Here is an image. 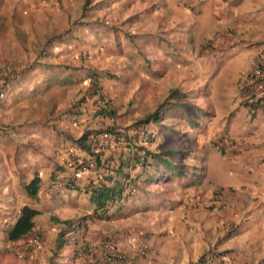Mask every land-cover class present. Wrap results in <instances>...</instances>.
<instances>
[{
  "label": "rangeland",
  "instance_id": "obj_1",
  "mask_svg": "<svg viewBox=\"0 0 264 264\" xmlns=\"http://www.w3.org/2000/svg\"><path fill=\"white\" fill-rule=\"evenodd\" d=\"M73 1L81 2V0H65L59 3L61 11L58 14L48 12V7H53L54 0H48L46 2L48 6L43 8L34 0L29 4L27 1L21 2L19 0L13 3L12 0L10 6L6 4V0H0V70L4 69L2 77L0 76V90L4 91V98L0 103H10L12 105L9 113L12 114L13 118L20 120L15 126H21L27 120L30 123L38 122L40 123L39 129H42V135L48 134V131L44 132V125L47 123H52L55 128V125L63 120L61 116L67 111L68 107L83 95L87 82L81 83L80 80L78 84L75 82L57 83L55 81L50 83L49 79L70 70L71 67L78 69L84 61L98 68L108 67L118 77L116 82L112 81V84L105 85L103 90L106 97L111 99L121 127H125L124 125L130 123L136 115H142V113L145 115V113L151 112L150 109L153 105L165 99L164 97L168 95L166 93L170 89L189 91L188 101L190 103L196 105L197 108L201 107L215 114L217 118L215 126L214 124L210 126L207 119L202 120L204 118L202 117L201 120H198L201 129L191 128L188 122L190 115L188 108L184 107L181 110L175 106L174 102L171 106L176 111L177 119L168 123V125L177 129L179 134L176 135V139L172 140L173 138L168 133L160 130L157 140H154L156 141V149L163 151L169 149V147H175L179 150L204 148L206 156L205 184L208 185L207 187H210V185L233 186L242 195L241 197L236 195L234 199H227L228 206L225 209L222 208L213 217L216 218L218 214H221L222 218H236L237 223L241 224L238 226L234 223L229 226V229L234 228V231H236L239 227V232H241L240 227L246 225L247 221L245 220L249 218L248 212L252 208L248 225L255 226V229L252 230L254 236L251 233L244 242L246 243L249 240L256 244L258 238L264 241V153H261L262 149L258 148V141L250 140L249 134L254 137L253 132H255V129L251 127L252 116L249 112H246L243 106L235 104L236 100L239 102V96L235 93L241 91L240 86L236 85V82L234 83L239 69L238 63L219 62L217 60L219 57L215 56L214 59L212 55H208L207 58L212 57V61L208 59V61L203 62L201 65H205V69L202 70L203 72L198 73L193 70L189 63L182 60L183 56L181 57L183 51H188V56H190L194 50L193 47H188L181 41L161 40L159 41L161 45L157 46L160 59L151 62L138 56L137 60L129 58L134 64H128L126 60L123 62L118 58L119 53L114 47L107 46L104 50H100L101 48L95 50L90 46H85V38L89 39L96 33L94 30L95 25H98L100 30L108 25H111L110 28H119L120 21L123 22L119 18L126 11L125 4L118 6L119 0H117L115 2L117 6H114L111 10L113 12L117 9L115 11L118 12L113 14L108 7L112 0H105L107 7L100 14L89 17L82 8L79 9L78 5L77 7L76 4L72 5ZM98 2L99 0H91L90 4L93 5ZM12 4H16L18 7L13 6V8ZM87 22L90 23L91 29L84 31L83 28ZM71 26L76 32V35L72 37L74 41H71L68 36L66 38L63 36L64 32L71 29ZM100 30H98V33L102 34ZM62 36L63 41L66 42L61 44L60 38ZM48 38L50 39L48 40ZM124 39H122V45H126ZM92 40L89 42L91 43ZM47 43L48 45H46ZM166 52L170 53L168 57L163 56ZM249 64L244 65V70L245 68L247 70L251 68ZM154 65L158 67L160 77L152 82L147 74L152 71ZM10 66H14L16 70L9 73L6 68ZM193 67L195 68V66ZM51 71L57 72L52 75ZM66 75L67 73L63 77ZM157 82H159L158 85H156ZM258 91L260 90L258 89ZM154 92L159 94L153 95ZM143 95L148 96L149 103L140 98ZM130 100L134 101L131 109L133 108L135 111L127 110ZM244 101L241 98V102ZM196 107H190L194 112L193 117L205 114ZM122 113H125V115ZM180 118L185 119L187 123L180 122ZM11 123L12 121H9L8 125H11ZM173 125L177 127H173ZM74 128L72 137H78L79 130L76 126ZM214 130H224L225 135L223 133L217 134ZM58 131L68 133L66 130L58 128L57 135H59ZM201 139L205 141L203 142ZM224 139L228 142V148L236 154L235 156L231 153L221 155L218 146H221L220 141ZM218 142L220 143L218 146H212L213 143ZM34 144L28 145L27 148H31L32 153L35 155L42 154V166H44L50 161V158H46V155H51L49 154L51 148L42 143L41 152ZM252 144L254 147L251 146ZM33 161L34 158L30 157L32 175L27 183L34 178L37 170L42 169L40 165ZM53 162L52 159L51 163ZM175 162H178V160ZM195 165L203 166L204 164L196 162ZM35 166H37L36 170ZM171 179L172 177H169L164 185H177V181L180 183V180L175 179L174 182H171ZM160 186L158 184V188L162 189ZM207 189L209 190V188ZM243 195L248 196L249 199L251 198L252 203H247L245 200L247 198ZM208 203L210 205L211 200H208ZM209 213V218H211L213 212ZM240 214L244 216L245 220ZM94 224L95 226L100 225L99 222H94ZM226 226H228V223H226ZM49 247V252H46ZM214 247L216 248V245ZM37 248H40L38 252L42 250L44 253L41 264L62 263L59 261L62 260L59 253H54L56 249L55 232L52 231L50 235L43 233V241ZM237 252L242 254L243 247L237 249ZM242 256V261H244L246 255ZM262 256L264 257L260 254L257 258L255 255L249 254L247 260L248 262L251 261V264H260ZM34 259L37 260L34 255L28 259L24 256L25 264L29 261V264H37L33 263ZM3 260L19 262L20 258H8L4 255ZM235 264L237 263L235 262Z\"/></svg>",
  "mask_w": 264,
  "mask_h": 264
},
{
  "label": "crops",
  "instance_id": "obj_2",
  "mask_svg": "<svg viewBox=\"0 0 264 264\" xmlns=\"http://www.w3.org/2000/svg\"><path fill=\"white\" fill-rule=\"evenodd\" d=\"M11 1L6 0V4L10 6ZM15 1L17 0H13V3ZM19 1H27L29 4L32 0ZM34 1L38 2L42 8L48 6L46 3L48 0ZM63 1L65 0L60 2L59 0H54V5L53 7H48V12L58 13L61 11L59 3ZM111 2L108 7L110 12L115 14L118 12L115 11L117 9L113 12L111 9L117 6V3H115L117 0H112ZM73 4H76V7L78 5L79 9H83L84 0H81V2L73 1ZM105 4V0L102 5L98 3L89 4L85 14L89 17H94L95 14H100L107 7V4ZM120 4H125L126 11L119 18L123 20V22L120 21L121 25L119 28H110L111 25H108L100 30L98 25H95V35L89 39L84 37L85 46H90L95 50L98 48L104 50L107 46L114 47L119 53V59L123 60V62L126 60L128 64L133 65L134 62L130 61L129 58L134 60L139 57H147L150 60L160 59L157 49V46L161 45L159 41H181L184 45L194 49L190 56H188V51H183L182 60L189 63L193 70L198 73L203 72L202 70L205 69V65H201L203 62L208 61V59L212 61V57L207 58L208 55H212L214 59L215 56L219 57L217 59L219 62H237L239 69L234 81L236 85H238L239 76L247 70V68L244 70V65L250 63L249 67H252L258 58L264 57V0H119L118 6ZM13 6L18 7L16 4H12ZM89 24L87 22L86 26H84V31L91 29ZM98 30L102 34L98 33ZM75 33L74 28L71 27V31L64 37L68 36L71 41H74L72 37L76 35ZM123 38H125L126 45H122ZM91 40L92 42L90 43L89 41ZM64 42L66 41H62V43ZM169 55L170 53L166 52L163 56L168 57ZM84 66L95 67L87 62ZM95 69L100 72L115 74L108 67H95ZM156 70H158V67L154 66L151 71L152 77H154ZM66 73H71V70L63 72L62 77ZM73 73L76 74V71ZM149 75L150 73L147 74V76ZM78 77V74H76L74 82L77 84ZM106 79L108 78L103 77L100 81L104 94V86L116 82L112 79ZM235 94L238 96V92ZM3 104L1 102L0 106L6 107L0 108V125H8L9 121H12V123L0 135V264H25L24 256L28 259L32 255L37 257V260L34 259L33 263L41 264L44 253L42 250L38 252L41 247L37 248L29 243V238L36 231L45 235H50L53 231L56 237L61 229V224L55 222V219L63 220L85 215L90 213L93 208L88 194L66 189L61 185L65 180L64 178L73 175L69 160L73 157L71 153L74 149L63 134L57 135L56 131L58 128L66 130L68 135L73 136L72 132L75 130V125L70 120H60L59 124L55 125V129L52 123H47L44 125V132L48 131V134L42 135V129H39L40 123L38 122L30 123L27 120L23 125L15 126L20 120L13 118L12 114L9 113L12 105L10 103ZM235 104L238 105V100H236ZM246 112H248L247 108ZM216 120L215 114L211 112L207 123L210 126L213 124L215 126ZM251 122V127L255 129V132H253L254 137L249 134L250 140L258 141V148L262 149L261 153H264V109L258 108L254 112ZM208 131L210 130L208 129ZM214 132L218 134L223 133L224 130H214ZM223 134L225 135V132ZM33 143L41 152L42 143L51 148V153L48 150L51 155H46V158H50V161L44 166H42V154L35 155L32 153L31 148H27L28 145ZM251 146L254 147L253 144ZM227 149L229 154L234 153L232 149ZM241 152L243 153V151ZM30 157L34 158L33 162L42 167V169L36 171V174L41 179V186L35 200H32L25 192V185L32 175ZM52 159L54 160V165H64L65 168L63 170H54L55 167L51 163ZM37 166H35V170ZM67 170L68 172L66 173ZM52 172L54 173L53 178H51ZM204 186L200 185L198 187L197 200H193L191 203L183 199V209L180 211V216L186 221H192L198 227L203 226L208 230L213 229V226H215V230L218 226L222 228V220L219 222L214 220L221 218V214L214 218L215 213H212L211 220L203 208V203L212 198L211 192L207 193ZM147 189L150 188L147 187ZM188 190L184 189L183 192L187 194ZM192 194L194 195V192ZM175 196L177 194L174 195V198ZM243 196L252 203L251 198ZM167 197L171 198L170 196ZM129 198L123 203L121 210L112 220H93L90 223L88 222V232L92 241L97 240L111 229H115L120 246L126 251L128 258L134 264H188L190 261H195L204 252L207 246L204 245L206 242L203 240V233L196 232L191 226L190 229L183 226L180 216H177L175 211L165 210V206L162 207L161 202L158 200L156 203H154V200H145L149 199V197H145L142 200H140V197H137V199ZM229 198H231V195ZM199 200H201L200 203H198ZM25 205L39 210V214L34 217L32 231L24 239L10 241L6 237L4 226L15 223L21 209ZM94 222H99L100 225L95 226ZM132 225H138V227L135 228ZM127 226L131 229H142L144 232L143 237L147 235V232L150 233L147 237H151L152 240L144 241V246L149 248V254L146 258H141L135 252H131L122 245L123 232H125ZM131 229L127 231H131ZM152 231H154L155 235H152ZM206 238L212 241L208 233ZM230 244H232L231 241L226 243L224 247H228ZM238 246H243V243ZM250 246L251 244L243 246L247 254H249ZM49 250L50 247L46 252H49ZM63 251H65V248ZM4 255L8 258H20V260L19 262L14 260L5 261L3 260ZM60 258L63 260H59L62 262L61 264H71V262L68 263L67 261L70 258L64 252L60 253ZM242 260L243 256L241 255V260L238 263H241ZM29 263L30 261L26 264Z\"/></svg>",
  "mask_w": 264,
  "mask_h": 264
},
{
  "label": "clouds",
  "instance_id": "obj_3",
  "mask_svg": "<svg viewBox=\"0 0 264 264\" xmlns=\"http://www.w3.org/2000/svg\"><path fill=\"white\" fill-rule=\"evenodd\" d=\"M72 27V26H71ZM67 35V34H66ZM65 36V35H64ZM145 60H149L151 62H154V60H150L147 57H143ZM262 62H263V66H264V57H262ZM86 62H82V64H85ZM256 63V62H255ZM155 64V63H154ZM257 64V63H256ZM255 65V64H254ZM254 65L248 69L246 72L242 73L241 76H239V84L238 86H240V88L242 89V87H245V84H247L246 79L247 78H252L253 80L256 79L255 77H264L263 73H258L256 74V71L259 69H255ZM155 67H157L156 65H154ZM95 68V67H94ZM97 70V69H95ZM4 73V69L0 70V76L2 77ZM150 75L147 76L149 77V79L153 82L154 79H158L160 77L159 75V71L156 70V72H154V77H152L151 72H149ZM104 77L108 78V79H112L117 81L118 77L115 74H108L104 73L103 74ZM82 82H87V86L86 89L88 87V80H81ZM78 83H80V81L78 80ZM159 82L156 83V85H158ZM100 86V84H99ZM253 87V88H252ZM252 87H245V91L247 93V95L245 97H243L241 95V91H238V96H239V102L238 104L243 106V108H247L248 112L251 116L254 115V112L260 108V109H264V80L260 81V82H256L255 84H253ZM85 89V90H86ZM240 89V90H241ZM258 89L260 91H258ZM100 90L101 93L103 94V96L105 97V99L108 101V106H106L103 103L99 102L100 107H107V110L113 111L114 115L116 116L115 120H103L101 118H96L93 116L92 112H91V105H94L96 102H94L93 98H90L89 96L87 97V102H79V100L81 98H83V95L76 99L69 107L68 109L75 104H78V108L73 107L74 110L76 109H81L83 108V112L82 114H76V121H71L70 122L76 126V128L79 129V136H81V134L83 133L84 130L86 129H104L105 125L110 124V123H114L119 125L120 130L124 131L126 125L129 126L128 124H132L135 120L140 119L145 117L146 115L153 113L155 110H159L160 113L162 114V119H160L159 121H152L150 123H147L146 125L149 127V139L147 138V140L145 141H141L140 143L145 145V147L147 148L146 150L149 151L151 153L150 155V159H148V163L146 164V172L143 173L142 170H139V168H132L131 172L132 174H134L137 177V180L135 181L134 184H131L133 191L132 194L130 195V198H136L140 197V200H142L145 197H149V199H145V200H154V203H156V201H160L162 204V207L165 206V210L167 211H175V214L177 216H180V211L182 208V201L183 199H185L188 202H191L193 200H197V195H198V187L200 185H205V190L206 192H211L212 198H211V204L209 205L208 200H206V202H202L203 208L205 209V211L207 212V215L210 214L209 212H213V213H218L222 210V208H226L228 206L227 204V199H234L236 197L237 194L241 195L239 191H237V189L232 186H222V185H210L213 186L212 188L207 187L208 185L205 184V179H206V167H205V151L204 148L201 149H182L179 150L177 148H173V147H169V149L167 150H157L155 143L158 138V134L160 133V130L164 131L165 133H168L174 140L176 139V135L179 134V131L177 129H174L172 127H170L168 125V123L173 122L174 120L177 119V114L176 111L173 110V107L171 106L174 102L175 106H177L178 108L181 109L180 104H183L184 107L188 108V112L190 113L189 117H188V122L190 123L191 128H195V129H201V124L198 120H201L200 118L204 117L202 120L207 119V121L209 120V117L211 116V112L199 107L201 109V111H203L205 114L201 115V116H197V117H193V110L192 108H190L191 106L196 107V105L190 103L189 100V91L185 92V91H180L178 89L172 88L170 89L167 93H166V97H164L165 99L161 100L160 102H157L156 104L153 105V107L150 109L151 112L149 113H145V115L142 113V115H136L131 121L130 123L124 125L125 127H121L119 124V121L117 119L116 112H115V108L111 103V99H109L108 97H106V95L103 93L102 88L100 86ZM176 90V93L172 94V91ZM85 92V91H84ZM0 93H3V95L0 97V101L4 98V91L0 90ZM159 94L158 92H154L153 95L155 94ZM182 95H186V96H182ZM140 98H143V101H146L147 103H149V99L147 95H143L140 96ZM241 98L243 100H245L244 102H241ZM183 99V100H182ZM165 100V101H164ZM182 100V101H180ZM164 101V102H163ZM179 101V102H176ZM247 101H249V103H247ZM132 104H134L133 100H130L128 102V107L127 110L131 111L135 109H131V107L133 106ZM250 104H253V106H250ZM132 105V106H131ZM137 106V105H136ZM67 109V110H68ZM182 110V109H181ZM123 115H125V113H122ZM61 118L65 121L68 120L66 118L63 117V115L61 116ZM180 122L182 123H187L185 119L180 118ZM130 124V125H131ZM195 125V126H192ZM103 126V127H102ZM205 126V125H204ZM8 125L7 124H1L0 125V135L2 134V132H5L7 129ZM101 127V128H100ZM173 127H177L176 125H173ZM160 128V129H159ZM205 128V127H204ZM206 131V128H205ZM173 132V133H172ZM224 133V132H223ZM63 134V136L65 135V133H58ZM143 135H144V131H143ZM71 136V135H70ZM77 137V138H78ZM147 137V136H145ZM74 138V137H73ZM201 141L204 142V140L201 139ZM221 146H218L220 143H213L212 146H218L219 147V151L221 153L222 156H224L226 153H228V142H226V139L221 140ZM205 144V143H204ZM162 146V145H159ZM226 147V148H225ZM227 149V150H226ZM171 151H174L173 153H179V154H170L172 153ZM169 153V154H167ZM232 154V153H231ZM181 155V157H180ZM232 155H236L235 153H233ZM166 159L167 161H169L172 165H176V166H172L169 167L166 164H164V162L161 161V159ZM176 160H178V162H175ZM70 162H71V158L69 160V166H70ZM203 163V166H199V165H195V163ZM73 163V160H72ZM74 165V163H73ZM54 168V170H63L65 168L64 165H60V168H56L57 165H54V163L52 164ZM72 170H73V175L68 177V178H64L65 180L63 181V183L61 184L64 188L66 189H70V190H76L75 188H71V187H67L66 186V182H71L72 179L76 178V179H83L85 177V173L88 170H82V169H75V166H71ZM53 176L54 173L52 172ZM51 174V178H53ZM37 176H39L38 174H35ZM82 175V176H81ZM172 177L171 182H174L175 179L180 180V183H178L177 181V185H164L167 181L168 178ZM184 180V181H183ZM158 184L161 185L160 187H162V189L158 188ZM147 187H149L150 189H147ZM158 188V189H157ZM209 188V190L207 189ZM181 189V190H178ZM184 189H189L185 194L183 191ZM227 190H229V193L231 195V198H229L230 195H226ZM40 190V188H39ZM38 190V192H39ZM157 190V191H156ZM180 191H182L180 193ZM80 192V191H78ZM194 192V195L192 194ZM236 192V194H234ZM84 193V192H83ZM179 193V195H178ZM38 194V193H37ZM174 198V195H176ZM167 196H170L171 198H168ZM37 197V195H36ZM129 198V199H130ZM128 199V198H127ZM126 199V200H127ZM32 200H35V198H32ZM124 200L123 202L121 201L120 203H117L116 206H114L113 209L109 210L105 215L106 217L103 218H95L92 213H87L85 215H80L77 217H73V218H68V219H77L79 217L82 216H87L86 220L84 221L85 223V232L84 235L86 234V242L89 243L91 245V251L95 254V258H96V263H102L105 264V260L110 257L111 261L110 264H134L131 262V260L128 258V254L126 253V251L123 250V248L120 246L118 238L116 236V230L115 229H111L110 231L106 232V234H104L103 236L99 237L97 240L92 241L90 236H89V232H88V226L87 224H89L91 221L93 220H104V221H109L112 220L113 217L115 215H117L119 213V211L121 210V207L123 206V203L126 201ZM247 201V203L249 202L248 199H245ZM233 201V200H232ZM201 200L198 201V203H200ZM181 204V205H180ZM162 211H165L164 209H161ZM252 210V208H251ZM251 210H249L248 215L249 218ZM39 214V213H38ZM212 214V213H211ZM241 215V214H240ZM110 216V217H109ZM242 216V215H241ZM209 217V215H208ZM244 219V216H242ZM193 218V216H192ZM249 218H247L245 221H247L246 225H244L241 228V232H239V227L236 229V231H234V228H230L229 226H232L234 223L235 225H240L241 223H237L238 220L235 219H227V218H218V219H214L217 222H219L220 220H222V228H220L218 226V228L215 230V226H213V229L208 230L207 228L205 229L203 226L202 227H198L196 225V223H193L192 221H186L184 218H182L180 216V221L183 222V226L188 227V229H190V226L198 233H203V240L204 242H206L207 247L205 248L204 252L195 260V261H190L188 264H198L200 258L205 256V259L207 260V264H235V262L237 264H251L252 262L247 260V256L250 255H255L257 258L258 256L264 255V241H262L260 238L257 239L256 244L252 245V242H250L249 240L245 243L244 240H247L249 235H251L252 230L255 229V226L251 227L248 225V221ZM211 219V218H210ZM66 220V219H63ZM212 220V219H211ZM213 220V221H214ZM89 222V223H88ZM196 222V221H194ZM233 222V223H231ZM226 223H228V226H226ZM11 226V225H5L4 226V230L6 231V229ZM135 228L138 227V225H132ZM153 228V227H152ZM131 228H128V226L126 227L125 232H123V239H122V245L126 248L129 249L131 252H135L138 256H140L141 258H146L149 254V248L148 246H144V241L146 240H152V238H148V233L145 237H143L144 232L142 229H131V231H127L130 230ZM228 229V231H227ZM264 231V228H263ZM38 232V231H36ZM152 235H155L154 231H152ZM208 233V236L212 239L208 240L206 238ZM34 236L29 238V243L37 246L41 245V242L43 241L42 236L43 234L40 233V235H35V233L33 234ZM80 231H73V232H69L66 235V239H69L71 236H74L76 239H78V243H70V244H65L62 246V248H58L57 244H56V238L58 236L55 237V245H56V249L54 250V253H59V257H60V253L64 252L66 255L69 254V261L72 264H95V263H91L88 261H84V257H81L80 254L78 255V253H80L83 250V246H84V236ZM252 236H254V233H252ZM251 236V237H252ZM232 242V244H230L228 247H224V245L228 242ZM141 242V244H140ZM213 242V243H211ZM243 243V246L245 244H251L250 248H249V254H247V251L245 249V247L243 246H238L240 243ZM27 243V242H25ZM216 245V248L214 247ZM69 246V247H67ZM211 246V247H210ZM243 247V253L239 254V252H237V249H240ZM65 248V251H63V249ZM76 249V255L73 254V250ZM62 250V251H60ZM241 255H246V259L244 261H242L241 263H238L239 260H241ZM73 257V259H72ZM236 257V258H235ZM77 260H76V259ZM260 258V257H259ZM235 260V262H234ZM248 262V263H247ZM260 264H264V257H261L260 260Z\"/></svg>",
  "mask_w": 264,
  "mask_h": 264
},
{
  "label": "trees",
  "instance_id": "obj_4",
  "mask_svg": "<svg viewBox=\"0 0 264 264\" xmlns=\"http://www.w3.org/2000/svg\"><path fill=\"white\" fill-rule=\"evenodd\" d=\"M104 0H99L98 4L102 5ZM90 4V0H84L83 11L88 10L87 5ZM71 29L64 32L63 36L68 34ZM63 36L60 38V43L63 41ZM50 38H48L49 40ZM48 45V43L46 44ZM257 63V64H256ZM254 68L259 69L264 74V66L262 58L256 60ZM9 73L16 70L14 66L6 68ZM71 73H67L65 77H62V73L55 75L54 78H50L49 82L69 83L76 80V74H78V80H88L89 84L84 92L83 98L79 102H87V97L94 99L96 102L91 105L90 109L94 117L101 118L103 120H115L116 116L113 111L107 110L108 101L105 99L100 90V81L103 78L105 72L95 70V68L85 67L84 64H80L79 68H70ZM76 71V74L73 73ZM57 71H51L54 75ZM81 72V73H80ZM109 73H107L108 75ZM256 79L247 78L245 87H252L257 81H263L264 77H255ZM245 87L241 89V95L245 97L247 95ZM253 88V87H252ZM177 91H172L176 93ZM186 96V95H182ZM100 103L105 104V107H100ZM78 104L72 105L64 114L63 117L76 121V114H82L83 108L74 110L73 107L78 108ZM181 109L184 108L183 104H180ZM253 106V104H250ZM197 108V107H196ZM201 110L200 108H197ZM189 110V109H188ZM162 119V114L157 109L153 113L146 115L143 118L135 120L131 125L126 126L124 131L120 130L119 125L110 123L105 125L104 129H86L81 136L73 138L70 135H64L68 143L73 147L74 151L71 153L70 166H75V169L88 170L85 173L83 179H72L71 182H66L67 187L75 188L80 192L88 194L90 202L93 204L92 215L95 218L106 217V213L113 209L117 203L123 202L132 194L133 188L131 184H134L137 177L132 174V168H139L143 173L146 172V164L150 159L151 153L147 151L145 145L141 144V141L149 139V127L146 125L152 121H159ZM195 126V125H192ZM144 131V135H143ZM147 136V137H145ZM76 151V152H75ZM170 154H179L173 153ZM169 154V153H167ZM181 157V155H180ZM73 160V163H72ZM164 164L169 167L172 165L166 159H161ZM57 165L56 168H60ZM53 176V174H52ZM131 183V184H130ZM41 185V179L35 175L29 183L25 185V192L30 198H35ZM226 195H230L227 190ZM39 213V210L31 206L25 205L20 212L15 223L6 229V237L10 241H17L26 238L34 226V217ZM110 217V216H109ZM87 216H82L77 219L58 220L55 222L61 224V229L58 231L56 238L57 247L60 249L65 244L78 243V239L71 236L66 239V235L69 232L80 231L83 235L85 232V223ZM35 235H40L39 232H35ZM34 236V235H32ZM86 234L84 238L83 250L78 253L81 257H84V261L96 263L95 254L91 251V245L86 242ZM76 249L73 250V254L76 255ZM111 258L108 257L105 260V264H110ZM205 256L200 258L198 264H207ZM102 264V263H99Z\"/></svg>",
  "mask_w": 264,
  "mask_h": 264
},
{
  "label": "built area",
  "instance_id": "obj_5",
  "mask_svg": "<svg viewBox=\"0 0 264 264\" xmlns=\"http://www.w3.org/2000/svg\"><path fill=\"white\" fill-rule=\"evenodd\" d=\"M260 73L259 70L256 71V74ZM3 95V93H0V97Z\"/></svg>",
  "mask_w": 264,
  "mask_h": 264
}]
</instances>
